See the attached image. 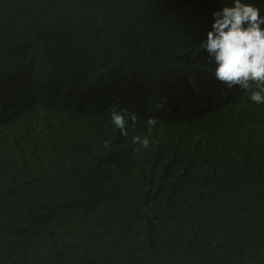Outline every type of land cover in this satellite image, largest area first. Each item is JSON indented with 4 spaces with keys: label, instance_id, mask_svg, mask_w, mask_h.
Returning a JSON list of instances; mask_svg holds the SVG:
<instances>
[{
    "label": "trees",
    "instance_id": "16d2710c",
    "mask_svg": "<svg viewBox=\"0 0 264 264\" xmlns=\"http://www.w3.org/2000/svg\"><path fill=\"white\" fill-rule=\"evenodd\" d=\"M233 2L0 0V93L7 98L0 108L10 111L0 123V154H10L16 141L51 169L59 190H74L67 205L43 208L27 187L4 178L0 264H120L119 253L158 264H264V104L237 89L210 102L178 89L182 68L211 30L213 13ZM241 2L264 12V0ZM129 79L157 88V99L191 93L187 107L205 134L189 153L176 150L188 163L181 180L162 193L157 179L150 180L147 196L157 193L160 202L148 218L139 208L144 198H135L128 185L123 147L142 135L154 104L141 100L122 108L138 116L123 137L92 92ZM68 88L83 92L88 102L79 103ZM245 110L253 111L249 121L241 118ZM99 166L108 168L109 177L99 174ZM103 182L114 196L106 203L98 194ZM76 214L78 226L70 221ZM198 217L213 225L202 245L190 240Z\"/></svg>",
    "mask_w": 264,
    "mask_h": 264
},
{
    "label": "clouds",
    "instance_id": "9594fccd",
    "mask_svg": "<svg viewBox=\"0 0 264 264\" xmlns=\"http://www.w3.org/2000/svg\"><path fill=\"white\" fill-rule=\"evenodd\" d=\"M1 42V41H0ZM201 50L195 58L184 65V75L178 80V89L186 87L191 93L200 95V99L210 102L217 99L221 94L227 96L228 92L237 89L246 92L250 100L256 104H264V12L256 4L242 3L234 0L232 6H227L213 13L211 30L203 37ZM204 66H207L204 68ZM181 72V74H182ZM74 91L79 92L76 96ZM157 88L146 89L137 79H129L127 83L115 81L93 89L100 100L108 106L111 123L120 131L121 136H128L129 121L135 127L138 116L135 112H129L124 107L135 105L141 100H148L152 112L147 119L142 135L132 137V141L124 145L123 151L128 162V185L134 188L135 198H144V204L139 205L143 218L153 217L151 210L160 202L157 193L147 196L146 191L150 188L151 179H157L160 193L170 183L181 180L188 172V163L185 156L177 154L178 148L189 153L196 146L205 141L204 131L193 120V114L187 107V99L191 93H172L169 97L154 98ZM67 92L79 103L86 104V95L78 90L67 89ZM181 92V91H180ZM93 93L91 95H93ZM119 93V96H116ZM191 97V96H190ZM6 94L0 93V101H5ZM252 110H245L241 118L249 121L248 116ZM10 116L7 108H0V123ZM186 138L185 142L182 139ZM12 152L8 155L0 154V182L4 178L27 187L34 203L43 202L41 207H53L59 209V205H67V199L72 196L73 189L61 191L55 182L51 169L40 165L33 150L23 147L16 141L10 142ZM128 149L129 151H125ZM172 150L168 154L167 150ZM140 153V155L138 154ZM172 158L176 163H172ZM141 164L138 168L134 161ZM150 163V164H149ZM28 164L35 166L34 171H26ZM122 171L124 169L122 168ZM98 172L102 177H109L106 166H99ZM181 173V178L179 176ZM106 203L114 197L109 192L106 183L99 187V193ZM48 199V200H47ZM47 201L54 204L48 205ZM151 204V207L147 205ZM66 215V209L61 210ZM108 215L115 216L114 212ZM89 213L86 215L88 219ZM80 215L76 214L71 222L78 226L77 220ZM93 228L98 225L92 224ZM190 240L193 243L203 244L213 233V225L209 219L198 217L190 227ZM146 244L141 243L140 247ZM120 264H158L152 257L122 258L118 255Z\"/></svg>",
    "mask_w": 264,
    "mask_h": 264
},
{
    "label": "bare ground",
    "instance_id": "6f19581e",
    "mask_svg": "<svg viewBox=\"0 0 264 264\" xmlns=\"http://www.w3.org/2000/svg\"><path fill=\"white\" fill-rule=\"evenodd\" d=\"M22 68H23V67H22ZM23 73H24V72H23ZM229 92H231V91H229ZM201 99H202V98H201ZM22 109H25V106H24ZM67 115H68V114H67ZM75 115H76V114H75ZM70 116H71V115H70ZM71 117H72V116H71ZM66 121H67V118H66ZM76 121H77V119H76ZM66 124H67V123H66ZM75 128H76V127H75ZM70 129H71V128H70ZM69 131H70V130H69ZM77 131H78V130H77ZM68 136H69V135H68ZM71 139H72V138H71ZM72 141H73V140H72ZM185 141H186V138H183V139H182V142H185ZM69 143H70V142H69ZM125 151L127 152V151H129V150L126 149ZM69 154H70V153H69ZM138 154L140 155L139 152H138ZM170 159H172L171 161H173V162H171V166H172V163H173V164L176 163L177 160L174 159V158H172V156H171ZM149 164H150V163H149ZM138 168H142V166H139ZM179 176H180V178H181V176H182L181 173H179ZM158 204H159V203H158ZM157 206H158V205H157ZM153 209H157L156 206H154ZM153 209H152V210H153ZM54 245H55V244H54ZM59 245H60V244H59ZM56 246H57V245H56ZM57 247H58V246H57ZM54 252H55V251H54ZM55 253H56V252H55Z\"/></svg>",
    "mask_w": 264,
    "mask_h": 264
},
{
    "label": "rangeland",
    "instance_id": "374dc122",
    "mask_svg": "<svg viewBox=\"0 0 264 264\" xmlns=\"http://www.w3.org/2000/svg\"><path fill=\"white\" fill-rule=\"evenodd\" d=\"M73 94L77 96L79 94V92L74 91ZM119 95H120L119 93H116V96H119Z\"/></svg>",
    "mask_w": 264,
    "mask_h": 264
}]
</instances>
